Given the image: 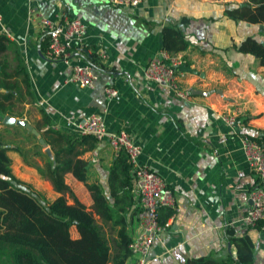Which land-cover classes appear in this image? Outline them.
<instances>
[{
	"label": "crops",
	"instance_id": "crops-1",
	"mask_svg": "<svg viewBox=\"0 0 264 264\" xmlns=\"http://www.w3.org/2000/svg\"><path fill=\"white\" fill-rule=\"evenodd\" d=\"M246 1L141 0L121 6L110 0H0V34L9 40L3 60L11 73L4 80L18 86L0 85V142L12 172L51 201L60 192L42 169L55 150L67 146L63 140L52 143L56 134L51 129L81 136L88 116L102 114L109 130H128L140 145L138 163L158 172L174 193L176 207L150 245L146 264L233 254L226 228L233 226L237 233L244 229L240 218L257 177L242 136L264 127V65L232 47L246 35L264 41V23L235 20L224 11ZM39 12L55 21L80 17L86 24L87 53L72 48L67 60L50 56ZM182 16L188 18L184 24ZM169 23L181 25L189 40L175 52L187 71L180 79L186 97L143 75L149 59L164 50L161 28ZM93 50L106 54L93 86L67 80L72 64L85 61ZM20 64L29 74L31 95L16 72ZM108 85L117 89L110 98ZM6 88L13 90L8 99L3 96ZM228 113L236 115L233 125L221 117ZM6 115L26 119L44 144L23 125L4 121ZM83 146L77 142L76 149ZM115 152L106 139H97L94 147L76 155L88 161V180L100 183L105 193ZM64 181L90 208L92 197L84 181L71 171L64 173ZM66 197L73 201L68 193ZM129 227L132 236L141 231L137 216ZM248 233L257 263L264 264V231L250 228Z\"/></svg>",
	"mask_w": 264,
	"mask_h": 264
},
{
	"label": "trees",
	"instance_id": "trees-1",
	"mask_svg": "<svg viewBox=\"0 0 264 264\" xmlns=\"http://www.w3.org/2000/svg\"><path fill=\"white\" fill-rule=\"evenodd\" d=\"M224 11L235 20L264 23V0L236 3ZM181 21L184 24L188 18L182 16ZM44 35L48 46V34ZM161 36L162 47L170 53L189 44L181 25L176 23L163 25ZM8 42L6 35L0 34V85L18 89L14 82L9 84L4 80L11 76L5 70L3 60ZM232 47L253 54L264 65V41L256 36L246 35ZM78 50L87 53L86 44ZM86 60L96 68L102 67L103 62L96 50L89 52ZM16 72L21 75L26 91L31 95L29 74L24 65L20 64ZM6 89L9 92L4 93V99L11 97L13 91ZM51 133L56 134L51 138L52 143L57 140L67 143L66 147L54 151L53 158L42 169L54 189L60 192L51 201L39 197L30 183L12 172L10 157L0 142V264H130L134 255L129 246L133 237L129 225L141 205L135 188L134 166L127 152L124 149L115 152L108 167V193H105L100 183L88 180V161L76 156L83 149L94 147L97 138L91 133L73 136L52 129ZM246 135L264 148V127ZM77 142L83 144V148L76 149ZM36 145L41 146L38 142ZM66 171L84 181L92 197L90 208L64 181ZM259 179L257 176L255 181ZM260 182L264 185V175ZM66 193L72 202H68ZM173 212V207L160 205L158 222L165 224ZM250 228L264 231V216L252 225H246L240 233L233 226L226 228L227 239L235 247L233 254L227 253L219 258L193 256L180 264H258L255 242L248 233Z\"/></svg>",
	"mask_w": 264,
	"mask_h": 264
},
{
	"label": "built area",
	"instance_id": "built-area-1",
	"mask_svg": "<svg viewBox=\"0 0 264 264\" xmlns=\"http://www.w3.org/2000/svg\"><path fill=\"white\" fill-rule=\"evenodd\" d=\"M115 5H136L141 0H110ZM40 13V12H39ZM1 19V16H0ZM40 24L44 34H48V52L54 58L67 60L71 48L81 49L85 44L86 24L78 16H68L61 21L51 20L40 13ZM105 57V51L98 52ZM184 59L178 53L162 50L149 59L143 68L146 79L172 89L178 96L186 97V91L180 85V79L186 70L181 68ZM98 77L97 68L85 60L74 62L67 80L80 86H93ZM108 98L117 94V89L108 85L105 87ZM222 119L233 125L236 121L234 113L223 114ZM82 133H91L98 140L106 139L115 150L124 149L134 166L135 188L140 195V210L137 218L141 224V231L137 232L129 243L133 255L137 256L131 264H146V254L158 231L165 228L167 223L158 222V207L167 205L175 208V197L172 188L165 178L155 170L138 163L140 145L133 142L126 128L109 130L102 114L93 113L88 116L81 127ZM242 147L251 168L260 177L249 190L250 203L244 210L241 221L244 225H252L255 220L264 216V185L260 182L264 175V148L254 139L242 136Z\"/></svg>",
	"mask_w": 264,
	"mask_h": 264
},
{
	"label": "water",
	"instance_id": "water-1",
	"mask_svg": "<svg viewBox=\"0 0 264 264\" xmlns=\"http://www.w3.org/2000/svg\"><path fill=\"white\" fill-rule=\"evenodd\" d=\"M4 121L15 122L17 124L23 125L26 129L30 130L32 133L35 134L40 144H44L45 141H44V138L40 135V132L32 124H30L26 119L14 118L13 116L6 115ZM45 150L50 152V148L48 146L45 147Z\"/></svg>",
	"mask_w": 264,
	"mask_h": 264
},
{
	"label": "rangeland",
	"instance_id": "rangeland-1",
	"mask_svg": "<svg viewBox=\"0 0 264 264\" xmlns=\"http://www.w3.org/2000/svg\"><path fill=\"white\" fill-rule=\"evenodd\" d=\"M257 26H256V24H254V28H256ZM38 195H39V193H38ZM39 197H41V195H39Z\"/></svg>",
	"mask_w": 264,
	"mask_h": 264
}]
</instances>
